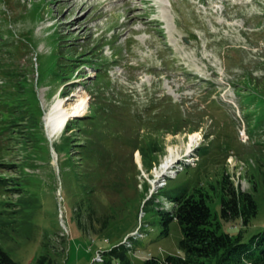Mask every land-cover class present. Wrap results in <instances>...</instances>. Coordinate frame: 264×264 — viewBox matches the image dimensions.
<instances>
[{"label":"rangeland","instance_id":"rangeland-1","mask_svg":"<svg viewBox=\"0 0 264 264\" xmlns=\"http://www.w3.org/2000/svg\"><path fill=\"white\" fill-rule=\"evenodd\" d=\"M2 120L0 246L19 264L183 255L161 214L183 188L236 234L223 177L259 205L248 241L264 228V0H0Z\"/></svg>","mask_w":264,"mask_h":264},{"label":"trees","instance_id":"trees-1","mask_svg":"<svg viewBox=\"0 0 264 264\" xmlns=\"http://www.w3.org/2000/svg\"><path fill=\"white\" fill-rule=\"evenodd\" d=\"M32 93L33 98L37 100L34 89ZM2 123L4 125L0 126V129L5 131L9 124H6V120H2ZM219 185L223 193L221 217L226 222L240 220L243 228H240L236 234L223 231L221 221L213 214L207 202V196L199 189L190 193L183 188L178 193L168 195L173 203L172 210L161 212L164 224L163 234L169 233V224L173 220L178 221L183 234L179 242L183 255L169 254L163 259L150 256L141 264H264V228L248 241L244 240L246 227L259 211L256 199L252 193L236 188L228 177H223ZM255 185L258 188L261 187L264 193L263 170L260 172L259 182ZM109 220L105 218L102 221L100 233L108 227ZM107 254L111 257L104 264H115L116 261L120 264H132L127 256L128 253L121 251L119 247ZM45 260L44 257H40L39 264H45ZM0 264H19V262L0 246Z\"/></svg>","mask_w":264,"mask_h":264},{"label":"bare ground","instance_id":"bare-ground-1","mask_svg":"<svg viewBox=\"0 0 264 264\" xmlns=\"http://www.w3.org/2000/svg\"><path fill=\"white\" fill-rule=\"evenodd\" d=\"M127 3V2H126ZM71 100V99H70ZM82 104V103H81ZM60 106H61V103H60V100L58 101V98L54 101V103L52 104L51 108H49L46 112V115H45V122L47 124V126L52 130L54 131L55 128H54V119H57L59 116L61 117L62 115H60ZM72 108V107H71ZM69 109V108H68ZM74 108L70 109V110H73ZM77 112L75 113H81L83 109L80 110V107L76 108ZM73 114V113H72ZM64 123L57 129V132H60L62 131V129L64 128ZM195 137V136H194ZM192 139L193 137L191 136V143L192 142ZM194 141V140H193ZM177 153L174 151V152H171L170 153V156L164 161V163L162 164L161 166V169H160V173H166L168 171V169H170L172 167V165H174V159L175 157L177 156L176 155Z\"/></svg>","mask_w":264,"mask_h":264}]
</instances>
